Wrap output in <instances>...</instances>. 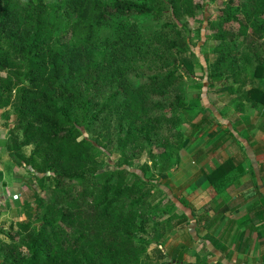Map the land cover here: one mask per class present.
Listing matches in <instances>:
<instances>
[{
    "label": "trees",
    "instance_id": "obj_1",
    "mask_svg": "<svg viewBox=\"0 0 264 264\" xmlns=\"http://www.w3.org/2000/svg\"><path fill=\"white\" fill-rule=\"evenodd\" d=\"M217 1L222 4L218 19L210 20L206 6L193 4V0H114L110 3L57 0L49 4L46 0H25L23 6L16 0H0V73H4L0 76V110L10 107L12 91H15L13 128L20 130L21 137L8 133L7 150L12 162L24 166L36 180L53 182V198L44 216L50 231L40 230L30 238L26 255L19 257V264H137L144 253V249H137L133 243L136 231L145 232L146 220L137 222L141 214L135 208L145 195L131 198L127 210L123 211L124 199L130 198L135 186L127 185L122 173L139 176L137 170L123 167L109 173L92 197L89 209L79 208L90 197L82 186L104 171L96 167L90 152L93 145L81 134L77 116L79 111L87 110L90 90L93 95H99L102 87L117 83L106 103L92 114L94 121L116 105L120 111L118 125H126V136L130 138L137 131L147 140L159 124L158 119L150 116L151 96H166L168 87L175 86L181 75L176 69H170L164 75L148 77L146 86L130 88V84L120 83L114 77L118 69L111 62L106 63L103 55L107 41L100 40L99 31L105 21L112 17L159 15L166 4L176 20L201 10L206 19L205 30L213 29V39L219 43L213 48L216 56L212 62L207 67L200 66L205 84L204 91L195 95L196 99L201 101L206 89L214 88L217 83L220 90L237 95L241 102L258 104L261 101L264 105V88L260 90L256 85L264 72V48L259 43L264 36V0ZM234 24L237 27H227ZM181 32L175 30L172 38L157 36L160 55L164 58L165 53L172 51L173 64H177V55L193 54ZM104 67L108 69L106 73ZM248 82L252 87L244 90ZM195 134L191 135V142ZM32 144L35 148L26 157L22 149ZM187 145L186 141L182 142L174 153H165L161 160L152 156V160L158 159L156 163L152 161L153 170L167 178L171 169L180 165L178 150ZM228 163L225 161L212 170L208 181L223 173ZM117 173L114 184L112 180ZM38 202L37 207L41 200ZM177 203L183 205L181 201ZM74 206L75 210L71 211L70 207ZM186 219L184 215L183 220ZM19 225L29 228L28 224ZM75 226H78L76 235L63 247L57 238ZM0 234L13 239L5 231L0 230ZM162 234L159 232L155 238L160 239ZM152 243L155 241L145 246ZM146 258L152 257L146 254ZM158 259L164 258L160 255ZM164 264L181 262L171 258V262Z\"/></svg>",
    "mask_w": 264,
    "mask_h": 264
},
{
    "label": "rangeland",
    "instance_id": "obj_2",
    "mask_svg": "<svg viewBox=\"0 0 264 264\" xmlns=\"http://www.w3.org/2000/svg\"><path fill=\"white\" fill-rule=\"evenodd\" d=\"M56 1L46 0V3H55ZM100 1L110 3L114 0ZM16 2L19 6H23L25 0H16ZM149 4L156 6L152 2ZM193 4L206 6L209 15L207 19L210 20H217V13L222 8V4L217 0H193ZM168 8L167 4L164 5L163 11L159 15L112 17L105 21L103 28L99 31L100 40L107 41L106 52L103 53L106 63L111 62L113 67L118 69L114 77L120 83L130 84V88L146 86L145 82L148 77L164 75L170 69H176L178 75H181L175 86L168 87L166 96H151L150 98L152 105L150 116L159 121L155 131L149 133L150 138L146 140L144 135L137 131L132 132L128 138L126 125L122 127L118 125L120 111L116 105H113L109 111L100 114L94 121L92 114H95L98 108L106 103L108 95L118 86L117 83L102 87L99 95H93L90 90L87 94L88 108L79 111L77 116L81 134L93 145L90 152L97 163L96 167L104 171L102 175L92 176L89 182L82 186L86 188L90 197H87L79 205L80 209L85 211L89 209L92 197L99 192L100 185L110 175L109 173H115L124 167L127 170L130 168L137 170L136 173L139 174L137 176L132 173H122L127 185L134 184L135 186L130 198L124 199V212L127 210L131 198L145 195L141 203L135 205L137 212L141 214L137 218V222L140 223L144 218L146 220L145 232L136 231L134 234L133 246L137 249H144L137 264H164V261H168V259L159 260V254L156 251H160V253L165 249L169 251L167 247L172 244L174 239L170 241L168 237L165 238V240L167 239L165 243L169 242L166 247H163V241L158 245L152 243L145 246V243L158 240L155 237L161 232L160 224L167 218H171L176 226L180 221H184V213H187L185 209L177 211L180 208L177 203L178 199L177 201L171 200L170 195L178 198V194L169 190V181L153 170L152 161L156 163L158 159H162L161 156L165 153H174L177 146L185 141L188 145L179 149L178 155L181 159H187L189 162L195 160L197 155H200L198 145L202 144V140H206L205 137H208L214 126L217 125L212 121L213 116L210 111L214 103L212 99L214 91L212 90L215 89L217 93L221 94L226 93V91L220 90L221 86L216 83L214 88L206 89L201 95V101L196 99L195 95L200 93L205 84L200 66L207 67V64L212 62L216 56L213 48L219 41L213 39L215 34L213 29L207 27L205 30L203 25H205L206 19L201 10L194 11L191 17L182 15L179 16V20H176ZM167 23L168 26L165 27L164 25ZM231 26L237 27L235 24L227 27ZM225 29L229 28L225 27ZM175 30L182 31L181 36L190 44V49L194 54L177 55V64H173L171 61L174 55H172V51L165 53L166 57L164 56V58L160 55L157 41L158 35H161V39L174 37ZM59 35L60 31L58 30L57 36L60 37ZM98 48L100 46L96 49ZM107 70L104 67V73ZM0 76H4V73H0ZM11 98L10 107L0 110V135L5 136V140L0 138V180L1 176H3L2 179L6 176V183L3 182V185L6 187L7 184L9 187V193L6 192V196L0 194V230L12 235L13 239H8L7 236L0 234V264H19V257L26 255L30 238L40 230L46 233L50 231L44 216L46 206L51 204L53 198V182L51 180H36L33 175L26 172L24 166H18L17 163L12 162L9 156L7 150L9 134L13 132L19 139L21 138L20 130L13 128V124H15L13 106L17 103L15 91H12ZM222 102L225 100L222 99ZM194 132H196L195 140L191 142L193 140L191 135ZM34 148L35 144L23 148V154L29 157ZM152 156H157L158 159L152 160ZM158 165L161 166L162 162H159ZM173 167L171 166V168ZM117 175L119 173L112 180L114 184L117 183ZM39 200H41V204L37 207ZM182 202L188 204L185 200ZM70 210H75V206L70 207ZM19 224H28L29 228L23 229ZM170 227L171 224L168 229ZM77 228L78 226L68 229L66 233L57 238V241L63 247L66 246V243L76 235ZM146 254L151 255L152 258H146Z\"/></svg>",
    "mask_w": 264,
    "mask_h": 264
},
{
    "label": "crops",
    "instance_id": "obj_3",
    "mask_svg": "<svg viewBox=\"0 0 264 264\" xmlns=\"http://www.w3.org/2000/svg\"><path fill=\"white\" fill-rule=\"evenodd\" d=\"M259 43L264 48V36ZM261 77L256 81L260 90L264 72ZM250 87L248 82L244 90ZM212 91L210 111L218 126L198 145L200 155L191 162L180 158L166 178L169 190L178 194L175 199L188 203L177 210L185 209L187 219L176 226L171 218L160 224L163 234L156 245L163 241L166 247L167 237L174 241L169 251L156 252L168 259L165 263L177 258L181 264H264V105ZM0 138L5 140L3 134ZM225 161L227 169L208 181ZM2 178L0 194L6 196L9 187Z\"/></svg>",
    "mask_w": 264,
    "mask_h": 264
}]
</instances>
